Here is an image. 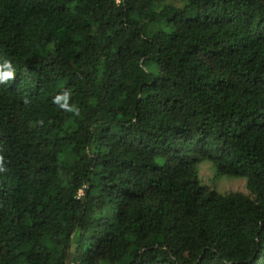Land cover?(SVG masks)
Returning a JSON list of instances; mask_svg holds the SVG:
<instances>
[{
  "label": "trees",
  "instance_id": "1",
  "mask_svg": "<svg viewBox=\"0 0 264 264\" xmlns=\"http://www.w3.org/2000/svg\"><path fill=\"white\" fill-rule=\"evenodd\" d=\"M179 1L0 0V264H264V0Z\"/></svg>",
  "mask_w": 264,
  "mask_h": 264
},
{
  "label": "rangeland",
  "instance_id": "2",
  "mask_svg": "<svg viewBox=\"0 0 264 264\" xmlns=\"http://www.w3.org/2000/svg\"><path fill=\"white\" fill-rule=\"evenodd\" d=\"M173 4L180 6L179 0H169ZM200 177L203 183L210 188H215L220 193L241 192L247 193L245 181L237 178H217L214 168L208 163L200 165Z\"/></svg>",
  "mask_w": 264,
  "mask_h": 264
},
{
  "label": "clouds",
  "instance_id": "3",
  "mask_svg": "<svg viewBox=\"0 0 264 264\" xmlns=\"http://www.w3.org/2000/svg\"><path fill=\"white\" fill-rule=\"evenodd\" d=\"M15 70L12 68L10 62H4L0 65V84H6L8 81L14 80ZM70 94L65 91L62 94L56 96L53 103L56 104L60 109L70 112L77 111L74 106L69 105ZM5 168L3 166V161L0 160V172H4Z\"/></svg>",
  "mask_w": 264,
  "mask_h": 264
}]
</instances>
